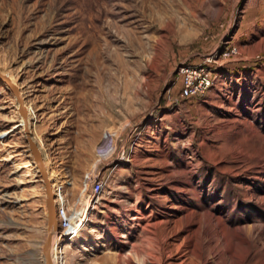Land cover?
I'll use <instances>...</instances> for the list:
<instances>
[{
    "label": "rangeland",
    "instance_id": "rangeland-1",
    "mask_svg": "<svg viewBox=\"0 0 264 264\" xmlns=\"http://www.w3.org/2000/svg\"><path fill=\"white\" fill-rule=\"evenodd\" d=\"M0 70L55 194L104 180L60 264H264V0H0ZM45 199L0 81V264H44Z\"/></svg>",
    "mask_w": 264,
    "mask_h": 264
},
{
    "label": "built area",
    "instance_id": "built-area-1",
    "mask_svg": "<svg viewBox=\"0 0 264 264\" xmlns=\"http://www.w3.org/2000/svg\"><path fill=\"white\" fill-rule=\"evenodd\" d=\"M227 54V52H223L221 56H226ZM212 61L215 62L216 59H205L198 65L179 67L176 80L179 76L181 77V87L179 89V96L181 98H191L203 94L211 88L213 81L210 77V63ZM103 185V177L97 176L93 180L90 188L87 191L81 193L77 201L81 203L86 201H96L103 188ZM59 193L60 191L58 190L56 192L58 195L56 198V200H58L56 204L58 229L53 235L54 246H57L63 237H71L76 232L74 230L77 229L82 222L80 220L81 208L78 206L80 203H78L77 206H69L67 200L61 198Z\"/></svg>",
    "mask_w": 264,
    "mask_h": 264
},
{
    "label": "water",
    "instance_id": "water-1",
    "mask_svg": "<svg viewBox=\"0 0 264 264\" xmlns=\"http://www.w3.org/2000/svg\"><path fill=\"white\" fill-rule=\"evenodd\" d=\"M0 81L3 82L7 88L13 93L18 104V111L24 122V133L28 143L30 152L37 163L39 175L44 184V190L46 194V229L45 238L42 244V257L44 264H54L52 257L53 235L58 229L57 209L54 201V192L52 183L49 179L48 170L44 161V156L40 151V148L36 141L33 139L29 123V109L25 103V99L19 86L5 73L0 70Z\"/></svg>",
    "mask_w": 264,
    "mask_h": 264
},
{
    "label": "bare ground",
    "instance_id": "bare-ground-1",
    "mask_svg": "<svg viewBox=\"0 0 264 264\" xmlns=\"http://www.w3.org/2000/svg\"><path fill=\"white\" fill-rule=\"evenodd\" d=\"M3 72V71H2ZM4 73V72H3ZM6 74V73H5ZM8 75V74H7ZM9 76V75H8ZM10 77V76H9ZM11 78V77H10ZM12 79V78H11ZM35 163H36V161H35ZM36 166H37V163H36ZM47 170H48V168H47ZM48 174H49V179H50V181H51V183H52V187H53V192H54V201H55V204H57V201L58 200H56V194H55V191H54V186H53V181H52V178H51V175H50V173H49V170H48ZM61 189V188H60ZM58 196V195H57ZM61 198H63L61 195H59ZM66 199V197L64 198V200ZM88 201H86V202H84V203H81L80 202V204L78 205L81 209H80V220L81 221H83V223L81 222L80 223V226L77 228V229H75L74 231H79L80 229H82V227L84 226V224H85V220H86V216H85V213H86V210H87V208H88ZM93 204H95V203H93ZM90 208V207H89ZM85 216V220H83V217ZM75 234H76V232L71 236V237H69V239H72V238H74L75 237ZM62 247H60L59 246V244L57 245V246H54L53 247V249H52V257H53V262H54V264H60L59 263V259L60 258H58L57 256L59 255V254H61L60 253V251H62V249H61ZM54 251H55V253H57V255L54 253ZM178 253V252H177ZM248 252L247 251H244V253H242V254H240V255H238L237 256V258H235V259H237V260H233L232 259V262H231V264H244V259H245V256H246V254H247ZM184 258H185V255H181V256H177V257H174V258H172L171 259V261L170 262H168V264H183V262H184ZM180 260H182L180 263H178V261H180ZM208 261H207V259H203V261H202V264H206ZM167 263V262H166Z\"/></svg>",
    "mask_w": 264,
    "mask_h": 264
}]
</instances>
